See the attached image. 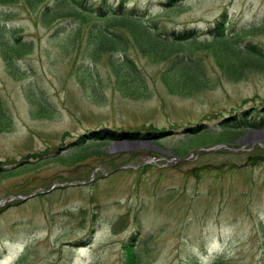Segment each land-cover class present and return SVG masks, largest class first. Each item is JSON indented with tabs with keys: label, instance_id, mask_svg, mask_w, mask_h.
Returning a JSON list of instances; mask_svg holds the SVG:
<instances>
[{
	"label": "rangeland",
	"instance_id": "obj_1",
	"mask_svg": "<svg viewBox=\"0 0 264 264\" xmlns=\"http://www.w3.org/2000/svg\"><path fill=\"white\" fill-rule=\"evenodd\" d=\"M56 1L0 0V24L34 47L17 73L0 50V264H126L127 244L138 264H264V138L251 139L264 127L235 139L221 130L223 118L263 107L264 70L233 79L200 49L207 80L174 92L161 79L167 60L132 42L149 85L134 92L110 59L90 58V34L66 9L45 14ZM159 1L131 4L199 33L227 10L230 32L264 51V0H181L167 13ZM200 123L206 131L186 133ZM110 128L165 135L90 139Z\"/></svg>",
	"mask_w": 264,
	"mask_h": 264
},
{
	"label": "trees",
	"instance_id": "obj_2",
	"mask_svg": "<svg viewBox=\"0 0 264 264\" xmlns=\"http://www.w3.org/2000/svg\"><path fill=\"white\" fill-rule=\"evenodd\" d=\"M180 1H159L161 11L167 13L176 9ZM131 2L132 0H57L54 4L47 3L44 11L52 17L60 9H66L67 15L74 19V23L79 24L77 33L86 27L88 35L90 34L87 47L91 48L90 58L110 59L114 71L122 76L120 85L134 92H147L149 85L138 62L128 52L132 42L143 52L148 53L151 49L157 55L156 59L167 60V66L161 71V79L174 92L190 93L191 89L207 80L204 62L209 59H203L200 49L205 54L209 53L223 72L233 79L246 76L248 70H264L263 49L250 41L244 43L246 38L243 31L230 32L227 10L216 18L213 26L199 33L194 27L178 30L159 25L156 18L159 13L151 11L154 6L152 3L142 7ZM33 48V42L25 40L20 29L0 24V50L11 72L17 73L20 60L27 58ZM38 85L37 79H31L28 88L35 90L39 88ZM262 106L261 109H247L223 118L221 130L235 139L246 128L264 127V105ZM4 115L5 109L0 100V118L3 120ZM5 124L7 126L10 121H5ZM204 131L206 130L200 123L186 133L194 135ZM91 132L90 139L98 144L122 138L142 140L153 139L155 135L162 138L165 135L160 130L134 128H110L109 131L97 129ZM85 137L84 134L81 135L76 144L85 142ZM25 164L28 163H20L14 169L26 166ZM126 251V264H138L139 257L130 244L126 245Z\"/></svg>",
	"mask_w": 264,
	"mask_h": 264
},
{
	"label": "bare ground",
	"instance_id": "obj_3",
	"mask_svg": "<svg viewBox=\"0 0 264 264\" xmlns=\"http://www.w3.org/2000/svg\"><path fill=\"white\" fill-rule=\"evenodd\" d=\"M262 138H264V129L263 130H256L254 132H252L251 134V139L252 140H261Z\"/></svg>",
	"mask_w": 264,
	"mask_h": 264
},
{
	"label": "water",
	"instance_id": "obj_4",
	"mask_svg": "<svg viewBox=\"0 0 264 264\" xmlns=\"http://www.w3.org/2000/svg\"><path fill=\"white\" fill-rule=\"evenodd\" d=\"M30 196H32V195H30ZM27 198V197H26Z\"/></svg>",
	"mask_w": 264,
	"mask_h": 264
}]
</instances>
